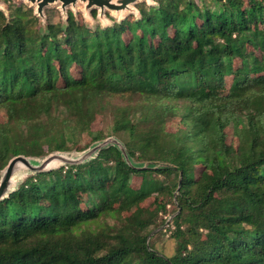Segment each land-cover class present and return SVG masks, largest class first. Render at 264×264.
<instances>
[{
	"label": "trees",
	"instance_id": "1",
	"mask_svg": "<svg viewBox=\"0 0 264 264\" xmlns=\"http://www.w3.org/2000/svg\"><path fill=\"white\" fill-rule=\"evenodd\" d=\"M125 1L131 20L42 26L3 0L0 185L14 161L22 180L0 199V264H264V0ZM172 206L167 248L149 236Z\"/></svg>",
	"mask_w": 264,
	"mask_h": 264
},
{
	"label": "rangeland",
	"instance_id": "2",
	"mask_svg": "<svg viewBox=\"0 0 264 264\" xmlns=\"http://www.w3.org/2000/svg\"><path fill=\"white\" fill-rule=\"evenodd\" d=\"M141 1H146L148 3H151L153 0H135L136 2H141ZM111 6L109 5H105L103 7L98 6L97 4H94L91 2V0H77L75 2L70 3L69 5L65 6L64 3L60 0H56L54 2H50L47 3L46 5H44V0H12V3L15 4V6L17 8L23 6L24 8L29 9L30 11H32V14H35L36 16H38L41 20V25L44 26L45 25V20H46V13L48 11H53V12H60L61 16L64 17L67 13V11L70 9L72 10L79 18L82 19H86L88 22L93 23V20L90 16V12L92 9L97 8L100 11V17L99 20L101 23L106 24L108 23V20H106L105 18V14L104 11L108 10L112 16H114L117 19H124V18H128L129 20H131L132 18H134L136 11L133 9L134 7V2H127L125 3V0H109ZM44 5V6H43ZM133 6V7H132ZM0 8L7 11V4H4L3 0H0ZM54 21H57V18L54 17L53 19ZM129 38H132V36L129 34L127 35ZM237 67H240V63L237 62ZM77 75V73H76ZM75 75V76H76ZM8 108H6L3 105H0V114L3 113L6 115ZM94 118V119H93ZM91 123H90V129L92 131H99L104 127V119L102 117L101 114H97L95 115V117H93ZM182 127V124L180 122V119L177 118L176 116H172L170 114L169 116V123L167 125V129L169 131H176L179 128ZM89 129V130H90ZM235 125L228 122L227 123V134H228V141L231 145H233L234 147L237 146V138L235 137ZM91 130L88 131V136H91ZM198 172L200 173V169L198 170ZM12 176H10V178L16 179V182H20L22 180V177L20 175V173L17 172H12L11 174ZM15 185V184H14ZM142 185V180L138 177H134L131 181V186L135 189H139ZM7 187V185H0V192L2 190H4ZM4 193V191H3ZM177 195V192L175 193V196ZM7 196V194H1L0 195V199L5 198ZM160 198H164V196H160ZM75 200H78L79 203H81L82 207L85 209V203H86V197L84 195H78L76 197H74ZM174 201L176 202V198L174 199ZM177 203V202H176ZM145 207H150V208H154L155 204H154V199L153 197L150 198H145V200L141 201L139 207H130L127 209L124 208H119L115 215L113 216L114 218H108L106 221H104L106 224H113L116 223L119 220L125 219L126 217H129L133 214L139 213V208H145ZM178 213V211L175 210V207H171V212L168 213V217L166 219V222L163 225H160L158 228H156L149 236V240L151 238H153L152 242L155 244H161L162 242L165 243L167 246V248H169L170 246H172V241L169 238L168 234L169 231L166 233L164 232L163 234H159L161 231L165 230L169 224H171L173 218L176 216V214ZM165 217H162V220ZM166 233V234H165ZM158 237H155L157 236ZM166 248V247H165ZM166 248V250H167Z\"/></svg>",
	"mask_w": 264,
	"mask_h": 264
},
{
	"label": "water",
	"instance_id": "3",
	"mask_svg": "<svg viewBox=\"0 0 264 264\" xmlns=\"http://www.w3.org/2000/svg\"><path fill=\"white\" fill-rule=\"evenodd\" d=\"M54 1H56V0H44V3H43V4L46 5L47 3L54 2ZM60 1H62V2L64 3V5L67 6V5H69L70 3L75 2V1H77V0H60ZM91 2L94 3V4H97L98 6H101V7H103V6H105V5H108V6L110 5V6H111L109 0H91ZM125 3H127V2L125 1ZM44 5H43V6H44ZM15 162H16V161H14V162L9 166V169H8V172H7V175H6L5 181H4V183H3V186H4V185H7L8 181L11 179L10 176H12L11 174H12L13 165H14ZM1 194H3V190L0 192V195H1Z\"/></svg>",
	"mask_w": 264,
	"mask_h": 264
}]
</instances>
